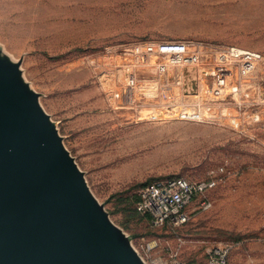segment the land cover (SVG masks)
<instances>
[{"label":"rangeland","instance_id":"rangeland-1","mask_svg":"<svg viewBox=\"0 0 264 264\" xmlns=\"http://www.w3.org/2000/svg\"><path fill=\"white\" fill-rule=\"evenodd\" d=\"M159 40L194 45L178 59L146 51ZM226 45L264 57V0H0V52L20 62L92 194L133 246L197 262L225 245L227 264H264V128L179 118L185 106L205 110L201 102L227 95L215 82L216 67H228L217 56ZM257 67L264 76V60ZM221 166L210 208L187 223L152 228L136 211L141 184L202 179Z\"/></svg>","mask_w":264,"mask_h":264},{"label":"water","instance_id":"water-1","mask_svg":"<svg viewBox=\"0 0 264 264\" xmlns=\"http://www.w3.org/2000/svg\"><path fill=\"white\" fill-rule=\"evenodd\" d=\"M0 264H146L0 52Z\"/></svg>","mask_w":264,"mask_h":264},{"label":"built area","instance_id":"built-area-1","mask_svg":"<svg viewBox=\"0 0 264 264\" xmlns=\"http://www.w3.org/2000/svg\"><path fill=\"white\" fill-rule=\"evenodd\" d=\"M193 45V42L181 40H159L148 41L145 49L178 59ZM217 56L220 64L228 65L216 67L215 81L227 95L215 101L201 102L205 110L195 105L185 106L178 117L188 121L223 117L238 128L246 124H259L264 128V76L257 71L264 57L257 51L233 45L218 48ZM229 107L231 111L227 112ZM223 173L221 166L202 179L170 175L145 182L137 191L135 209L148 219L152 228L185 224L196 213L210 208V191L218 185ZM155 245L146 242L134 247L146 264H227L230 254L228 246L214 245L207 249L203 261L187 262L172 256H152L150 250Z\"/></svg>","mask_w":264,"mask_h":264}]
</instances>
